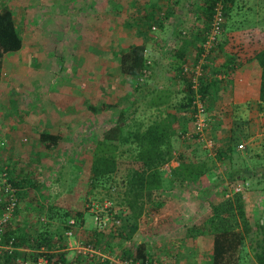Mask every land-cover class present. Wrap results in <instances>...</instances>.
<instances>
[{"label": "rangeland", "instance_id": "rangeland-1", "mask_svg": "<svg viewBox=\"0 0 264 264\" xmlns=\"http://www.w3.org/2000/svg\"><path fill=\"white\" fill-rule=\"evenodd\" d=\"M3 1L14 11L22 36L21 50L3 57L0 74V126L9 128V135L3 138L5 146L0 148V165H9L13 174L26 179L20 186L23 201L12 225L35 230L47 221L44 215L47 208L52 207L57 213L56 209L73 212L80 207L84 212L83 223L75 226L74 236L63 242L66 264L124 262L127 260L122 258V248L129 247L134 251L139 241L148 244L152 264H209L210 236L186 238L184 227L202 221L208 214L206 194L202 191L217 180L215 173L220 170V176L224 165L216 172L207 173V184H196L189 193L184 191V195L180 190L169 191L170 176L164 171L163 186L177 207L184 203V213L173 218L147 206L131 242L119 237L120 224L109 215L111 202L115 206L112 210H119L118 191L106 192L105 188L99 187L84 197L80 195L82 190L78 182L87 177L94 142L121 111L135 109L128 120L133 128L145 126L166 112L156 114L151 110L148 105L150 95L140 101L133 88L134 80L117 78L119 71L113 52L130 44L145 43L148 52L158 61L152 76L155 91L168 94L173 99L171 103H175L184 94L181 86L175 87L177 83L171 85L175 75L171 70L173 52L167 48L170 47V36L178 33V30L173 31V25L178 24L177 27L183 29L193 23L189 35L194 31L202 34V9L206 0H177L175 13L170 12L168 17L172 0ZM233 1L224 13L223 37L227 36L229 47L246 60L264 46V0ZM127 18L133 19L132 28L125 27ZM155 20L159 25L157 32L153 30L154 34L149 26L156 25ZM138 30L141 33L138 34ZM216 51L213 48L210 52L211 56L215 55L214 62L223 57ZM192 60L193 51L189 47L185 63L192 65ZM170 85L173 87L168 91ZM238 86L237 81L236 90H239ZM222 89L226 95L217 93L214 101L207 100L211 115H216L213 119L209 117V124L219 122L214 132L215 142L221 145L235 122L247 121L249 138L239 154L242 163L253 168L255 163H262L264 157V115L258 112L256 105L248 104L246 108L234 104L229 94L233 87ZM100 103L107 105L100 113L87 109L88 104ZM168 109L170 112L176 110L171 105ZM40 131L62 133L64 140L56 149L48 150L38 140ZM174 141L176 158L179 151L195 158L184 146L186 142L178 136ZM127 148L121 147V159L131 154ZM197 150L196 157L203 158L201 148ZM259 165L254 166L258 176L246 174L248 178L243 188L245 209L252 227L264 215V179L259 183V173L264 169ZM220 191L219 188L212 189L215 200L221 197ZM51 224L50 229L58 228L62 233L59 217L55 216ZM95 229L103 231L104 239L105 234L109 235L107 244L105 240L101 245L94 242L92 231ZM88 244L93 245L94 253L87 250ZM247 245L248 241L245 262L254 264L253 253ZM22 250L27 253H19L12 264H20L31 254ZM2 261L0 259V264Z\"/></svg>", "mask_w": 264, "mask_h": 264}, {"label": "trees", "instance_id": "trees-1", "mask_svg": "<svg viewBox=\"0 0 264 264\" xmlns=\"http://www.w3.org/2000/svg\"><path fill=\"white\" fill-rule=\"evenodd\" d=\"M233 2V0H206L202 9L204 21L202 34L194 31L189 35L194 27L193 23L183 29H179L178 24L173 25V31L178 30V33L174 37H172L173 35L170 36L168 43L170 47L167 50L173 52V54L171 53V60L173 59V66L171 65L173 69L171 70L175 75L172 78L179 82L184 94L175 103H169L176 110L163 112L149 124L135 128L128 121L135 109L127 112L121 111L117 117L110 121L105 131L94 142L90 150L87 177L78 181L81 185L79 188L82 190V194L78 191L76 193L86 197L99 187L105 188L106 192L118 191L117 206L119 210H112L115 206L111 202L108 207L109 215L120 224L119 237L124 241L131 242L134 234L139 230V221L145 214L147 206H152L155 211L161 214L167 213L169 217L174 218L173 212L175 209L177 210V206L170 199L169 192L163 186L164 171L169 172V191L180 190L184 195V191L189 193V189H192V186L196 184H201V182L207 184L205 179L207 173L209 171L216 172L220 165H224L220 176L218 175L220 170L215 173L217 180L210 183L211 185L202 191L206 194L208 214L198 223H188L184 227L185 237L196 239L197 237L210 236L212 247L209 264H246L245 244L247 241V246L253 253V263L264 264V215L262 220L256 222L252 227L247 217L243 191L233 192L236 185L244 187L248 178L246 174L253 173V175L258 176V172L254 168L255 164H260L259 166L264 169V165H262L264 157L261 158L262 163H255L253 168L242 163L238 145L245 143L249 138L247 121L235 122L221 145H217L214 135L219 122L215 125L208 124V134L215 142L213 155H209V150L203 147L199 136L194 133L193 127L196 97L199 96V100L205 106L206 113L213 119L216 115H211L207 100L214 101L216 94H220L223 87H233L235 71L250 61H255L261 70L256 107L258 112L264 115V46L243 60L237 51L229 47L228 37H223L224 27L222 25L221 32L216 35L214 40H211L210 47H207L216 7H221L225 22L224 13L232 6ZM176 6L177 0H172L169 4L167 17L170 16V12L175 13ZM156 22L155 20L156 25L149 26V30L154 34L158 31L155 32L152 29V27L158 29L157 24L159 25V23ZM133 24L132 18L125 19V27L132 28ZM136 32L141 33L140 30ZM189 47L193 51L192 62L194 64L192 65L185 63ZM21 48L22 36L14 19V11L6 6L5 1L0 0V74L3 57L6 54L19 52ZM213 48L217 49V53L223 55L216 62L212 60L215 55L211 56L212 53L210 54ZM113 54L117 59L118 79L123 81L134 80L133 88L143 99L147 95L153 94L149 101L150 106L158 107L166 101L168 102L169 99L164 97L169 96L162 91L160 93L155 91L156 88L153 86L152 76L158 61L148 52L145 43L130 44L119 49V51H114ZM185 66H198L201 70L198 76L197 91L192 89V76L194 74L191 72L184 73ZM145 70L146 73L143 72ZM141 78H143L142 81ZM106 107V103L87 105V109L95 114L102 112ZM189 123L192 124L191 128H188ZM177 136L186 142L184 146H186L187 151L194 153L192 155L195 158H189L180 151L177 158L175 157L174 139ZM38 140L46 149L54 150L64 140V136L62 133L40 131ZM5 143L4 140L0 141L1 149L4 148ZM122 146H127V150L131 153L125 159L120 157ZM198 148H201L204 154L203 158L196 157ZM174 157L178 164L171 166L170 162ZM0 166H7L9 181L18 189V206L14 214L16 216L20 203L23 201L20 186L24 184L26 179L13 174L9 165L3 163ZM262 179H264V170L259 173V183H262ZM213 188L221 190V197L218 200L212 197ZM76 204L79 206V203ZM56 210L57 213L52 207L47 208L46 213H44L47 221L35 230H26L25 226H13V216L0 235V256L2 255L0 259L3 260L1 264L14 263L19 253L23 252L22 249L31 253L29 258L42 255L38 251L43 249L42 253L48 259L66 264L67 252L63 243L67 239L65 231L71 230L74 226L75 234V226L83 223L84 212L80 207L73 212L65 209ZM55 216L59 217L62 223V233L58 232V228L50 229L51 221ZM70 221H73V225L70 224ZM92 232L94 242L97 245H101L104 240L105 244L109 241V235L105 234L104 239L103 231H96L95 229ZM88 245L93 246L92 244ZM7 246H10L11 250H7ZM23 253H27V251ZM121 253L123 259L131 260L136 264L153 263L150 254L152 252L145 241L136 243L134 251L126 247L122 248Z\"/></svg>", "mask_w": 264, "mask_h": 264}, {"label": "built area", "instance_id": "built-area-1", "mask_svg": "<svg viewBox=\"0 0 264 264\" xmlns=\"http://www.w3.org/2000/svg\"><path fill=\"white\" fill-rule=\"evenodd\" d=\"M224 22V15L221 10V7H216V11L214 13L213 21L211 24V33H210V41L207 43V47H210L211 40H214L216 35L221 32L222 25ZM153 30H156L155 27H152ZM207 48V49H208ZM200 69L198 66L196 67H187L185 66L183 69L184 73L191 72L194 75L192 76V89L197 91V86L199 84L198 76L200 75ZM146 73V70L143 71ZM141 81L143 78L140 79ZM209 116L205 111V106L199 100V96L196 97L195 100V113H194V133L199 136V140L202 142L203 147L209 150V155H213L215 148L214 139L208 134V124H209ZM245 143H241L238 145V149H244ZM168 167L167 165L165 166ZM242 186L236 185L234 187L233 192L243 191ZM18 189L15 188L9 181L7 174V166H0V235L4 231L5 226L9 223V221L13 218L17 206H18ZM70 224L73 225V221H70ZM74 227V226H73ZM73 227L71 230L65 231V236L70 239L74 236ZM87 250L90 253H94L92 247L87 245ZM7 250H11L10 246L6 247ZM38 252H41L42 255H38L37 257L27 258V260H22L20 264H60L56 261H52L48 259L43 252V249H40ZM113 264H136L131 260L128 261H115L113 260Z\"/></svg>", "mask_w": 264, "mask_h": 264}, {"label": "crops", "instance_id": "crops-1", "mask_svg": "<svg viewBox=\"0 0 264 264\" xmlns=\"http://www.w3.org/2000/svg\"><path fill=\"white\" fill-rule=\"evenodd\" d=\"M117 68H118V66H117ZM260 73H261L260 67L258 66V64L255 61H250L248 63H245L235 71L233 89L232 90L229 89V94L232 96V99L234 100L233 101L234 104H237V106L238 105L239 106H244V105L246 106L248 104L250 106H252V104L257 105L258 93H259V84H260ZM237 81H238V85H239L238 86L239 90H236V82ZM176 83H177V86L175 85V87H180V84H179V82L176 81V79H174L173 82H171V85L174 86V84H176ZM171 85L167 87L168 91H171V88L173 87V86L171 87ZM224 91L225 90L222 89L220 92V95L222 94V92H223V95H226V92H224ZM150 98H151V96H150ZM164 98L169 99L168 102L166 101L165 103L159 105L158 107L150 106V104H149L150 102H148L149 107L151 108V110L153 109L155 112H157L156 114H158V113H160V111H164V110L169 112L168 108H169V105L171 104V102L173 101V99H172V97H167V96H165ZM139 99H140V101L143 100L142 97H140ZM246 108H247V106H246ZM174 111L175 110H173V112ZM0 127H2V126H0ZM191 127H192V124L189 123L188 128H191ZM0 135H2V136L4 135L2 138L0 136V140L2 141L3 138L6 137V135H9V128L4 129V127H2V129L0 130ZM175 159H173L170 162L171 166H176L178 164V162L176 161L177 159L176 160ZM183 208H184V203H181L177 207V210L176 209L174 210L175 213L173 212V216L175 218L182 216L181 213H184ZM210 241H211V239H210ZM211 247H212V244L210 246V252H209L210 254H211Z\"/></svg>", "mask_w": 264, "mask_h": 264}]
</instances>
